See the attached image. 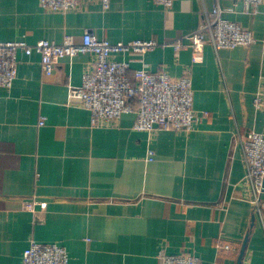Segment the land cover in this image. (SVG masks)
I'll list each match as a JSON object with an SVG mask.
<instances>
[{"label":"crops","instance_id":"0c3cea01","mask_svg":"<svg viewBox=\"0 0 264 264\" xmlns=\"http://www.w3.org/2000/svg\"><path fill=\"white\" fill-rule=\"evenodd\" d=\"M217 6L255 43L177 52L176 41ZM88 30L112 43L165 44L144 64L174 80L190 71L200 121L191 132H138L130 113L93 127L90 111L67 101L94 57L61 59L46 76L38 53L19 52L13 86L0 87V264H22L31 240L65 247L69 264H160L161 252L264 264V208L254 210L242 151L250 132L264 135L254 105L264 85V0H176L167 10L153 0L93 1L69 12L0 0V42L80 43ZM141 58L113 56L132 70Z\"/></svg>","mask_w":264,"mask_h":264},{"label":"built area","instance_id":"2783aa9c","mask_svg":"<svg viewBox=\"0 0 264 264\" xmlns=\"http://www.w3.org/2000/svg\"><path fill=\"white\" fill-rule=\"evenodd\" d=\"M100 1L104 7L110 0H40L41 7L48 12H69L85 2ZM163 8L171 9L176 0H153ZM259 5L263 0H247ZM255 43L250 31L223 18L217 6L212 12L205 11L199 28L176 41L177 52L192 47L197 53L206 44L216 50L234 49ZM154 40H134L112 43L99 40L91 30L85 32L80 43L66 36L62 44L42 40L35 44L26 42H0V87L11 88L18 73V53H38L43 72L51 76L54 65L61 59L90 54L94 57V68L85 73L80 86L69 88L68 105L80 106L90 111L92 126L103 127L121 120L125 114H136L134 130L153 133L158 130L191 132L200 118L193 109V87L190 71L174 80L166 71L152 72L144 64V56L158 47ZM117 54L140 56L142 67L132 70L130 62L113 59ZM196 61V57H194ZM138 101V109L133 101ZM255 108L264 113V85L254 99ZM45 120L40 122L43 126ZM242 151L247 169V180L254 193V210L261 215L264 208V135L250 132L242 139ZM34 204L28 209L33 211ZM42 207L45 204H41ZM229 249V246H225ZM160 264H204L192 255L159 254ZM22 264H69L65 247L58 244H42L31 240L23 253Z\"/></svg>","mask_w":264,"mask_h":264},{"label":"trees","instance_id":"16d2710c","mask_svg":"<svg viewBox=\"0 0 264 264\" xmlns=\"http://www.w3.org/2000/svg\"><path fill=\"white\" fill-rule=\"evenodd\" d=\"M133 107H134L135 110L138 109V101L137 100L133 101Z\"/></svg>","mask_w":264,"mask_h":264}]
</instances>
